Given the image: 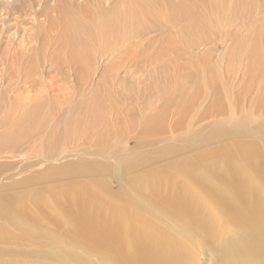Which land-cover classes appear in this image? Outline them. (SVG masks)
<instances>
[{"label":"rangeland","instance_id":"rangeland-1","mask_svg":"<svg viewBox=\"0 0 264 264\" xmlns=\"http://www.w3.org/2000/svg\"><path fill=\"white\" fill-rule=\"evenodd\" d=\"M152 1L161 2V11L156 14L152 4L149 14L144 15L148 18L143 19L138 32L139 50L130 37L121 56H101L98 52L85 59L67 48L69 41L61 38L67 34L54 25L62 12L64 19L61 8L70 7L67 0H0L1 202L9 204L7 200L12 197L14 205L20 203L22 208L27 201L36 214L34 199H39L46 211L58 208L49 197L50 190L74 182L94 186L100 182L113 209L112 199L122 197L130 203L145 192L138 186L121 190L118 179L123 174L129 179L164 176L166 181L161 186L168 183L175 188L182 184L176 174L181 173L168 165L170 161L206 156L199 164L210 166L211 171L205 173L214 177L223 171L222 166L230 165L227 156L235 152L215 156L227 141L237 138L239 143L251 141L264 147V0ZM189 5L191 11L183 18ZM154 14L157 19L152 17ZM179 16L175 24L183 33L166 20ZM49 25L54 27L51 32L47 31ZM79 28L74 24L71 31ZM52 37L58 40V46L52 45ZM44 42L49 43V56L47 50H42ZM110 42L115 45L114 38ZM107 66L114 68L103 71ZM244 130L250 135L240 133ZM156 152L163 153L161 161L152 156ZM237 156L233 162L240 160ZM130 168H142V177L126 173ZM239 175L243 179V174ZM27 177L32 179L25 183ZM191 179H184L185 191L180 193L187 206L197 200L189 191ZM40 188L49 191L39 194ZM16 189H30V195L21 202L13 197ZM213 207L211 202H204L201 213L208 219ZM217 209L226 214L220 206ZM147 216L159 222L161 214ZM161 218L166 217L162 214ZM168 226L164 225L167 228L158 233V239L152 235L149 247L156 255L167 258L168 264H217L213 253L206 256L205 240L197 243L186 237L187 233L181 235ZM40 231L42 240L52 234ZM131 232L133 235L134 229ZM205 238L208 240V236ZM42 240L28 246V254L41 251L44 257L57 252L48 245L38 247ZM193 242L202 247L196 248L198 258L187 249ZM22 247L12 249V253H23ZM121 250L127 255L133 248L124 242ZM68 252L82 262L98 264V258L89 250ZM178 252L181 258L187 257L184 263L174 258ZM3 257L0 253V259ZM7 258L9 261L14 257ZM37 259V263L50 262ZM132 262L131 258L129 264Z\"/></svg>","mask_w":264,"mask_h":264},{"label":"bare ground","instance_id":"bare-ground-1","mask_svg":"<svg viewBox=\"0 0 264 264\" xmlns=\"http://www.w3.org/2000/svg\"><path fill=\"white\" fill-rule=\"evenodd\" d=\"M254 1L257 2L258 0ZM155 2L157 4L152 0H83L82 2L67 0L70 7L66 8L65 5H62L61 8V11H65L64 19V13L62 12L55 20L57 23L54 25L58 26V31L62 30L63 33L67 34L69 39L67 36H62V40L69 41L67 48L72 50L78 57L81 56L80 58L89 59L98 52L101 56L118 53L121 56L124 52V45L130 41V37L136 43L134 47L139 50L140 47L137 45V41L140 35L138 36V32L141 25H143V19L148 18L144 15L149 14L152 4L157 8L156 14L161 11V2ZM74 4L75 6H73ZM105 4H108V6ZM255 4L252 3V5ZM190 11L189 5L183 18L188 16ZM156 14L152 16L154 19H157ZM179 19L180 16L166 18L168 23H171V27L177 29L175 22ZM74 24H78L80 27L77 31H71V26ZM53 28V25H49L47 31L51 32ZM178 31L182 32L180 29ZM164 33L160 34V39ZM94 38H96V44L93 43ZM113 38L115 39V45L111 46L110 40ZM51 42L54 46L59 45L58 40L54 37L51 38ZM99 42L103 48L99 46ZM48 45L49 43L44 42L42 50H47L44 52L49 56L51 51ZM33 49L35 50V48ZM53 58L55 59V57ZM56 63L59 66L62 65L59 62ZM108 68L113 69L114 66H107L103 68V71ZM240 133H244L245 136L250 135V132H245V130ZM214 137H217V133ZM229 151H235L228 156L226 155L230 158V165L222 166L223 171L214 177L205 173V170L209 172L210 166L199 164L206 156L200 159L199 155H196L194 160L180 159L178 163L176 161L168 162L169 166L177 168L184 179L189 180L190 177L192 178L189 191L197 200L191 206H187L180 194L185 191V186L183 184L184 179L177 171L178 183L181 181L182 184L179 183L178 187L173 188L168 183L165 187L161 186L163 181H166L164 176H161L163 178H158L155 175L142 177L143 174H140L142 168L125 170L128 174L133 172V175L140 174L142 178L134 179L131 177L129 179L123 174L122 178L118 180L121 182L120 187L123 191L126 190L127 186H138L140 191L144 188L145 192L136 197L134 201H130V203L127 202L128 199L122 197L115 200L114 196L115 199L111 200L114 205L113 209L110 206V199L104 195L103 184H99L100 182H97L95 186L88 182H74L70 186L50 190L49 197H51V201L54 200L58 208L46 211L41 206V201L34 199L32 203L38 209L36 214L27 201L21 208L20 203L14 205L12 197H8L9 204H4L0 198V241L4 246L0 248V253L4 256L3 259H0V264H54L55 261L63 264H88L82 262L77 255L68 252L72 249L89 250L91 254L98 258V264H107L108 261L111 264H129L131 258L133 260L131 264H151L150 261H143L145 259L151 260L155 264H168L167 262L170 261L167 258L156 255L154 250L149 247V243H152V235L158 239V233H164L167 228L164 225L167 224L169 225L168 228L173 227L175 232L177 231L181 235L187 233L186 237L194 239L197 243L205 240L206 245L204 243L203 245L206 256H209L210 252L213 253L217 264H264V147L251 141L239 143L238 139L234 138L227 141L226 145H222L221 149L216 151L217 153L213 150L216 157H222L224 154H228ZM236 154L240 160L237 159L238 161L233 162L232 160L236 158ZM152 156H156L155 159L160 157L161 161L163 153L156 152ZM106 165H103V167ZM158 166L156 167L158 168ZM159 167L164 168V164ZM187 172H191L193 175H188ZM240 173L243 174V179H241ZM30 179L32 178L27 177L25 183H28ZM154 179H158L157 182L149 185V182ZM98 184L100 189L96 188ZM30 191V189L17 190L13 197L20 198L22 202L30 195ZM47 191L49 189L40 188L37 193L44 194ZM68 201L71 202L72 206H69ZM204 202H211L214 205L211 208L213 210L212 216L210 215L208 219L207 216L201 213ZM218 206L227 215L218 212ZM40 211L43 214H40ZM148 213L161 214V217L164 214L166 218L159 217L160 221L158 222L147 216ZM137 220H139V223ZM172 221L175 223H172ZM64 227H66L65 231ZM41 229L44 230L43 234H52H48L47 237H43V235L42 240L39 237ZM131 229H134L133 235H131ZM204 236H208V240ZM39 240L42 241L38 247L48 245L55 248L57 252L44 257L41 256V251L36 250L37 253L28 254V246L35 245ZM60 241L67 247H64V245V248L58 246ZM124 242L133 248L127 255L121 250ZM195 242L191 243V246L187 249L190 254L192 253L195 258H198L200 253L197 249L202 247ZM22 245L25 247H22ZM19 247L24 248L25 251L20 254L12 253V249L15 250ZM6 256L14 258L8 261ZM31 256L35 257L30 258ZM183 257L181 258V253L178 252L174 258H178L184 263L187 257ZM37 258H45L50 262L37 263Z\"/></svg>","mask_w":264,"mask_h":264}]
</instances>
